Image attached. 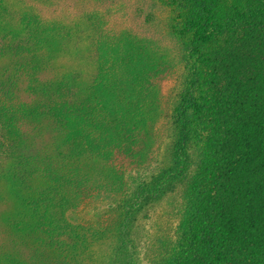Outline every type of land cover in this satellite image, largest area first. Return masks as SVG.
<instances>
[{
    "label": "trees",
    "instance_id": "obj_1",
    "mask_svg": "<svg viewBox=\"0 0 264 264\" xmlns=\"http://www.w3.org/2000/svg\"><path fill=\"white\" fill-rule=\"evenodd\" d=\"M149 1L164 14L162 30L176 43L182 69L165 161L125 191L104 193L91 210L82 163L67 148L22 157L9 174L21 179L37 211L29 221L0 210L1 263L43 255L78 264L102 237L105 264H264V0ZM0 108L13 127L20 115ZM63 118L52 120L62 141ZM164 201L153 228L141 227ZM107 217L112 230L101 233ZM30 228L39 237L32 250L20 242Z\"/></svg>",
    "mask_w": 264,
    "mask_h": 264
},
{
    "label": "rangeland",
    "instance_id": "obj_2",
    "mask_svg": "<svg viewBox=\"0 0 264 264\" xmlns=\"http://www.w3.org/2000/svg\"><path fill=\"white\" fill-rule=\"evenodd\" d=\"M163 21L149 0H0V104L21 118L11 127L0 108L1 211L29 221L37 211L21 179L9 174L24 156L67 148L82 163L91 210L104 193L125 191L165 161L169 105L182 69ZM54 114L66 118L68 139H56ZM165 203L140 226L152 229ZM66 215L77 218L69 208ZM112 227L107 217L99 229ZM25 235L20 242L32 250L38 234L30 228ZM104 243L93 241L78 264H105ZM35 257L41 260L24 257L22 264H53Z\"/></svg>",
    "mask_w": 264,
    "mask_h": 264
}]
</instances>
